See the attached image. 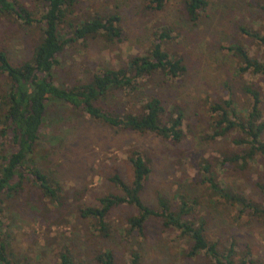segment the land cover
<instances>
[{
  "label": "rangeland",
  "instance_id": "1",
  "mask_svg": "<svg viewBox=\"0 0 264 264\" xmlns=\"http://www.w3.org/2000/svg\"><path fill=\"white\" fill-rule=\"evenodd\" d=\"M39 20L43 11L38 0H20ZM209 5L198 21L187 20L181 13L182 0H169L162 11H152L149 0H79L69 17L76 23L95 14L120 17V39L105 36L89 38L69 45L55 68V84L69 88L88 83L106 69H119L134 56H143L151 48L156 34L171 30L165 50L183 58L186 72L163 83L161 73L140 81L137 91L115 92L102 101L109 112H138L144 102L161 97L168 108L182 106L185 112V138L176 144L151 133L116 129L93 120L87 114L74 113L68 106L55 102L48 107L47 122L41 129L36 151L37 166L57 182L64 191L65 207L56 210V203L41 195L32 178L25 183L20 196L7 200L0 208V219L9 229L14 253L23 264H57V255L64 246L70 249L76 264H98L97 253L110 249L118 264H128L130 251L140 254L139 264H208L206 258H187L188 244L176 230H166L158 219L146 225V237L125 234L129 217L135 208L123 205L109 216L111 236H99L94 221L80 217V208L95 207L108 194L121 195L111 177L119 175L130 182V157L142 154L151 167V176L142 193L149 206L157 205L163 195L178 207V195H185L193 216L204 217L209 240L225 250L232 242L235 251H249L256 260L264 261V220L247 215L236 218V212L220 201L203 182L201 163L214 166L226 157L242 154L232 133L227 137L207 140L212 136L217 114L216 103L233 100L243 115L251 110L253 101L246 92L250 87L260 92L264 120V75L240 74V60L229 50L232 44L245 46L250 56L264 62V44L250 37L243 29L264 36V0H208ZM71 19V20H70ZM40 30L13 20L0 18V48L5 49L14 65L32 56ZM5 90V78H0ZM264 140V135H263ZM0 141V154L12 152V141ZM4 145V146H3ZM216 170V168L214 169ZM218 181L231 186L264 206V160L256 158L248 166L226 165L216 170ZM191 198V199H190ZM1 206V205H0ZM2 209V210H1ZM192 216V215H191Z\"/></svg>",
  "mask_w": 264,
  "mask_h": 264
},
{
  "label": "trees",
  "instance_id": "2",
  "mask_svg": "<svg viewBox=\"0 0 264 264\" xmlns=\"http://www.w3.org/2000/svg\"><path fill=\"white\" fill-rule=\"evenodd\" d=\"M43 11L40 19H36L31 11L20 0H0V18L13 20L26 27L40 30L34 42L32 56L19 65H14L9 53L0 48V78H5V90L0 83V141L11 139L12 152L0 154V208L20 196L25 183L30 177L45 198L56 203V210L65 207L64 191L60 185L44 173L36 164V151L41 140V129L47 122L48 107L55 102L63 103L78 114H87L93 120L109 127L134 131L140 134L151 133L163 140L180 143L185 138L182 129L185 112L182 106L166 107L161 97L148 98L138 112H109L103 107L102 101L115 92L137 91L140 81L161 73L168 83L181 77L186 72L183 58L168 53L164 46L171 39V30L155 35L150 50L143 56L132 57L128 64L119 69H106L95 74L88 83L76 84L69 88L55 84L54 71L60 58L69 45L89 38L105 36L108 39H120V17L116 14L102 16L95 14L86 20L73 23L69 17L79 4V0H38ZM169 0H149L152 11H162ZM209 5L208 0H182L181 13L189 20L196 22ZM264 10V8H263ZM243 31L250 37L264 44V36L256 32ZM228 50L240 60L239 73L264 75V62L250 56L245 46L232 44ZM246 92L251 95L253 104L247 115L240 112L233 100L222 101L212 106L217 114L212 136L207 140L227 137L232 133L239 136L234 140L242 154L226 157L223 162L217 161L214 166L207 160L201 163L203 182L208 190L221 202L228 204L236 212V218L244 215L264 220V206L253 201L239 191H235L227 183L218 181L217 168L225 170L226 165L247 168L248 162L257 157L264 160V120L261 111L260 92L250 87ZM3 145V146H4ZM132 179L123 180L119 175L111 177L113 184L121 191V195L108 194L101 198L95 207L80 208V217L94 221L99 236L107 239L111 236L110 213L123 205L136 209L137 214L129 217V227L125 234L138 233L146 237V225L150 220L158 219L166 230H176L186 240L187 258H206L208 264H264L256 260L254 255L245 251L239 255L232 242L225 250L220 249L217 242L207 236L208 222L204 217L193 216L190 203L185 195H178V207L163 195H158L157 205L144 203L142 193L151 176L148 160L138 152L130 157ZM216 168V170H214ZM264 193V185L259 183ZM191 199V198H190ZM2 210V209H1ZM192 215V216H191ZM3 229H9L0 219V264H23L14 253L9 235ZM128 264H139L140 254L130 251ZM98 264H118L115 253L104 250L95 256ZM57 264H76L70 249L64 246L57 255Z\"/></svg>",
  "mask_w": 264,
  "mask_h": 264
}]
</instances>
